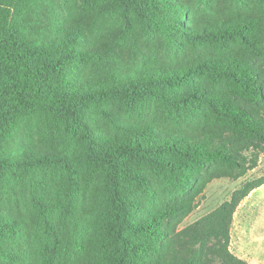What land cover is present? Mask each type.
I'll use <instances>...</instances> for the list:
<instances>
[{"label":"trees","instance_id":"16d2710c","mask_svg":"<svg viewBox=\"0 0 264 264\" xmlns=\"http://www.w3.org/2000/svg\"><path fill=\"white\" fill-rule=\"evenodd\" d=\"M123 1L169 43L188 37L194 58L182 68L146 70L124 85L112 81L107 92L58 91L53 83L64 59L50 58L0 21V115L57 112L83 121L82 110L105 94L132 102L158 94L194 126L164 138L154 125L124 129L113 142L85 135L86 178L102 190L97 235L86 244L81 234L72 247L55 236L41 264H249L230 251V232L240 203L264 186V177L237 189L193 229L179 226L212 180L245 176L264 153V0H236L234 16L201 30L185 23L186 14L171 18L168 1ZM18 167L1 159L0 178Z\"/></svg>","mask_w":264,"mask_h":264},{"label":"rangeland","instance_id":"374dc122","mask_svg":"<svg viewBox=\"0 0 264 264\" xmlns=\"http://www.w3.org/2000/svg\"><path fill=\"white\" fill-rule=\"evenodd\" d=\"M165 1L173 5L166 12L171 18L186 14L185 23L196 30L221 16H234L239 8L236 0ZM122 2L0 0V21L23 32L50 58L64 59L65 69L53 83L58 91L107 92L112 81L124 85L127 79L145 76L146 70L182 68L194 58L188 37L179 36V43H169L139 8ZM144 98L132 102L105 94L82 110L83 121L57 112L0 115V160L20 164L0 178V264H41L45 244H52L55 236L72 247L81 234L86 244L97 235L102 190L99 183L86 178L90 168L81 157L86 151L85 135L113 142L127 128L154 125L162 138L194 128L160 95ZM262 177L264 153L245 176L215 178L197 198L195 210L179 231L193 229L230 201L237 189ZM230 235L234 255L249 264H264V186L240 203Z\"/></svg>","mask_w":264,"mask_h":264}]
</instances>
